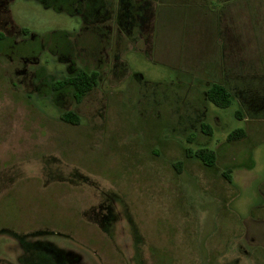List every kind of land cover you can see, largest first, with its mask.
Wrapping results in <instances>:
<instances>
[{"label":"rangeland","instance_id":"rangeland-1","mask_svg":"<svg viewBox=\"0 0 264 264\" xmlns=\"http://www.w3.org/2000/svg\"><path fill=\"white\" fill-rule=\"evenodd\" d=\"M95 1L0 0V264H264V0Z\"/></svg>","mask_w":264,"mask_h":264},{"label":"trees","instance_id":"trees-1","mask_svg":"<svg viewBox=\"0 0 264 264\" xmlns=\"http://www.w3.org/2000/svg\"><path fill=\"white\" fill-rule=\"evenodd\" d=\"M39 3L43 8L53 10L55 12H64L71 15L77 13V3H81L82 0H33ZM89 7L94 3L95 0H90ZM72 4V6H71ZM78 5V4H77ZM80 6V5H79ZM81 7V6H80ZM5 35L0 31V41H3ZM98 74L97 72H87L85 70L76 71L75 74L68 78H64L62 81H55L52 84L54 91H59L65 88H69L72 97L75 102H80L83 97L86 96L96 85ZM207 100L218 108H227L232 103L231 93L229 90L220 84H212L206 93ZM61 120L76 124L78 123L77 115L73 112H67L61 116ZM244 136V131L236 129L231 132L228 136V140H235ZM205 167L212 168L215 163V154L207 150H199L193 154ZM180 165V164H179ZM39 264H54L50 255H45L44 251H36Z\"/></svg>","mask_w":264,"mask_h":264},{"label":"crops","instance_id":"crops-1","mask_svg":"<svg viewBox=\"0 0 264 264\" xmlns=\"http://www.w3.org/2000/svg\"><path fill=\"white\" fill-rule=\"evenodd\" d=\"M264 33V31H262L260 28H258L257 30H256V33L255 34H253V35H256V38L255 39H253V45L256 47V49H258V50H260V48L262 47V49L264 48V34H262V33ZM248 34H243V40H242V44L245 46V47H247V48H249V43H248V39H245V36H247ZM245 43H246V45H245ZM264 51V50H263Z\"/></svg>","mask_w":264,"mask_h":264}]
</instances>
